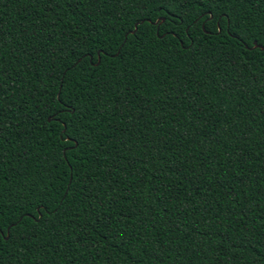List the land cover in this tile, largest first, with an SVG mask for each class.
I'll list each match as a JSON object with an SVG mask.
<instances>
[{
	"label": "trees",
	"instance_id": "1",
	"mask_svg": "<svg viewBox=\"0 0 264 264\" xmlns=\"http://www.w3.org/2000/svg\"><path fill=\"white\" fill-rule=\"evenodd\" d=\"M205 12L230 16L232 38L216 21L190 37L179 22L168 36L127 31L141 15ZM253 41L264 45V0H0V212L7 223L26 202L62 201L0 241V264H264V48ZM98 46L109 52L99 67L64 75ZM57 84L76 109L60 124L91 133L75 180L60 162L66 131L48 122ZM65 183L67 199L45 195Z\"/></svg>",
	"mask_w": 264,
	"mask_h": 264
},
{
	"label": "snow or ice",
	"instance_id": "2",
	"mask_svg": "<svg viewBox=\"0 0 264 264\" xmlns=\"http://www.w3.org/2000/svg\"><path fill=\"white\" fill-rule=\"evenodd\" d=\"M139 2V0H137ZM182 5H190L194 3H198L199 0H179ZM135 15V13H133ZM212 21H216L215 24H212ZM179 22V27L182 32H184L186 37H190L193 32V25H199L201 30L207 29L210 24L215 29L217 34H220L221 40L223 42H227L230 38L229 33L236 27V25L232 24V19L230 16H209L207 12L204 15L198 17H192L187 22H185L183 16H176L169 19L167 13L162 14L161 16L156 17V23L153 25L152 20L150 17L147 16H137L136 19L133 21L132 25L130 26L127 31L131 34L135 35L139 33L140 35H136V39L139 40L141 35L143 34V27L142 24H147L149 27H155L156 32L160 33L162 36H168L172 34V25ZM222 22V26L221 25ZM175 39L183 43L181 40L180 35L177 34ZM235 41L238 44L245 43V38L240 36L238 33L234 37ZM121 45L126 43L124 39L120 41ZM188 44L190 46H194V41L188 39ZM188 49L185 48L184 51ZM109 57V52L106 51L102 46H98L96 48H81L78 53L76 54V59L72 62L71 65L68 66L67 71L64 75H67L68 72H71L73 66L78 68H85L92 65L99 67V64L103 63L105 59ZM57 92L60 93V97L57 101V108L50 110L47 114L48 117L51 119L48 122L52 125H59L63 130H67L70 125L69 124H60V120L58 117L62 116L64 111L68 112L67 119H70L71 116L75 115L76 109L68 104L63 103V92L64 87L62 84H57L56 86ZM47 118V117H46ZM67 143L64 144L63 148L60 152L61 160L60 162L66 163L68 165L67 171L65 175L71 174L70 178L75 180L76 177L79 175L77 167L73 166V161L75 160L79 166H83L86 161L83 157L79 156L77 149L81 147V144H86L91 139V133H88L86 136H72L71 133L66 131L65 136L63 137ZM72 191V187L65 183L64 191L61 193H46V196H56L57 198L63 197L64 199L68 198V194ZM61 202L55 204V208L52 211H49L48 204L49 199H46L45 196H41L38 200L34 202H26L24 205L17 208L18 215L15 217V220H9L7 223L4 222L3 213L0 212V241L7 237L9 240H12L16 237L17 230L19 227L23 225V223L27 220L31 224H38L41 220L45 218H51L55 212H58L61 207Z\"/></svg>",
	"mask_w": 264,
	"mask_h": 264
},
{
	"label": "water",
	"instance_id": "3",
	"mask_svg": "<svg viewBox=\"0 0 264 264\" xmlns=\"http://www.w3.org/2000/svg\"><path fill=\"white\" fill-rule=\"evenodd\" d=\"M252 47H259V48H264V45L260 46L259 44H257L255 41H253V46ZM7 238V237H5Z\"/></svg>",
	"mask_w": 264,
	"mask_h": 264
}]
</instances>
